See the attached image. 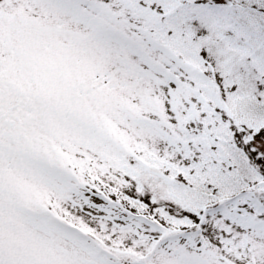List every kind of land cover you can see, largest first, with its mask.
I'll return each mask as SVG.
<instances>
[{
	"label": "snow or ice",
	"instance_id": "obj_1",
	"mask_svg": "<svg viewBox=\"0 0 264 264\" xmlns=\"http://www.w3.org/2000/svg\"><path fill=\"white\" fill-rule=\"evenodd\" d=\"M0 264H264V0H0Z\"/></svg>",
	"mask_w": 264,
	"mask_h": 264
}]
</instances>
